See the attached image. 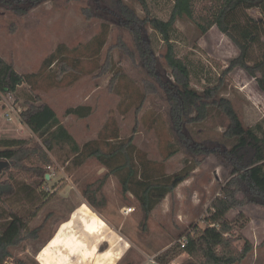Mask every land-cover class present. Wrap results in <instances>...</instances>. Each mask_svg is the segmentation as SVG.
I'll list each match as a JSON object with an SVG mask.
<instances>
[{"label": "rangeland", "instance_id": "rangeland-1", "mask_svg": "<svg viewBox=\"0 0 264 264\" xmlns=\"http://www.w3.org/2000/svg\"><path fill=\"white\" fill-rule=\"evenodd\" d=\"M127 1L144 15L136 0ZM172 6L173 0H150L153 14L163 19L169 18ZM89 7L93 10L91 18L84 13V9ZM107 16L88 0H48L25 15L0 6V56L13 63L21 73H39L33 80L32 88L23 86L17 95L4 96L0 101V141L33 136L20 117L32 92L41 95L42 100L54 108L80 145L93 142L108 152L129 138L136 129L134 147L129 151L138 170V178L149 179L147 176L159 177L184 168L191 169L194 157L179 149L164 95L161 92L150 95L140 114H136L135 109L143 93L141 81L147 72L140 60L130 55L135 48L132 33L107 19ZM227 18L236 37L242 42H249L247 60L251 64L259 63L264 56V24L261 23L263 15L259 7L240 5ZM152 32L154 46L162 60L165 43L159 33ZM173 41L177 55L191 68L192 86L198 90L218 83L222 71L240 53L238 45L217 26L203 34L188 18L176 23ZM60 45L67 47L65 59L61 61L68 62L74 69L62 80L57 78L60 62L50 70L41 69L39 72L47 56ZM110 49L113 70L101 72L100 67ZM116 71H121L123 75L115 91H112L110 79ZM259 76L263 79L264 71H260ZM226 84L223 95L232 100L245 124L252 126L262 122L264 125V88L261 81L238 67L229 73ZM79 105L90 106L91 114L80 118L66 113L68 108ZM224 121L213 111L208 121L191 125L188 131L198 141L231 146L232 141L223 136ZM66 154V149L55 151V163L50 167L51 174H47L50 176L48 183L38 188L37 200H29L20 189L15 197L0 205V223L9 218L11 210L21 216H30L35 211L30 228L39 229L36 238L27 239L21 246L12 248V257L5 264H15V259L35 258L38 249L68 218L74 203L90 183L99 188L98 196L101 199L103 196L106 207L120 212L123 219L127 216L122 212L124 206L136 207L133 215L126 217L128 222L135 224L133 239L143 251V245L148 243L151 252H154L152 255H155L196 225L206 226L205 218L209 215L210 205L220 194L232 170V166L219 155L206 157L188 179L153 209L146 222L134 192L125 193L121 175L111 172L112 167L123 162L122 155L120 161L110 162L111 165L91 157L80 166L72 162L64 166L62 159ZM20 181L25 182V179L20 178ZM65 188L68 189L63 192ZM132 188L138 191L139 186L133 184ZM238 197L242 199L243 194ZM240 212L246 215L245 220L240 222L247 224L242 232L254 244L253 252L242 264H264V206L246 203L232 209L227 218L231 220ZM107 215L113 218L112 214ZM138 248L126 258L135 263L139 261ZM182 256L184 261L188 255Z\"/></svg>", "mask_w": 264, "mask_h": 264}, {"label": "trees", "instance_id": "trees-1", "mask_svg": "<svg viewBox=\"0 0 264 264\" xmlns=\"http://www.w3.org/2000/svg\"><path fill=\"white\" fill-rule=\"evenodd\" d=\"M46 1L48 0H0V6L18 15H25ZM88 1L106 12L107 19L129 30L133 35L135 48L130 55L135 60L139 59L147 72V76L141 81L143 93L135 109L136 114H140L150 95L161 92L166 100L171 129L179 149L194 157V166L171 175L138 178V170L129 151V148L134 147L136 129L129 138L108 152L93 142L80 145L62 123L54 108L44 102L41 95L30 92L20 117L31 129L33 136L0 141V160L10 163L0 175V205L8 198L15 197L20 189L29 200H37L38 188L48 183L47 174H51L50 167L55 163L54 154L57 149L67 150L65 159H62L64 166L70 162L80 166L91 157L98 158L105 165H111L112 162L120 161L122 155L123 162L112 167L111 172L121 175L125 193L134 192L147 222L153 209L163 202L168 194L188 179L190 173L200 166L206 157L216 154L232 166V170L220 194L210 205L209 215L205 218L206 226L196 225L187 231L169 247L155 254L154 261L158 264H172L183 254H187V258L180 264H242L254 250V244L242 232L247 224L240 221L245 220L246 215L240 212L229 220L227 214L246 203L264 206V125L258 122L247 126L232 100L224 96L223 91L227 86V76L238 67L244 68L261 81L264 88V78L259 76V72L264 71V56L257 64H251L247 60L249 42H242L236 37L230 29L227 17L240 5L258 6L263 15L261 23L264 24V0H173L168 19L153 14L150 0H136L144 15L127 0ZM84 13L88 18L93 16L91 7L84 9ZM184 18L192 20L203 34L217 26L240 49L239 55L222 71L219 82L203 90L192 86L191 68L177 55L173 41L175 25ZM152 30L159 33L165 43L162 60L154 46ZM66 51V46H58L44 60L39 72L41 69L50 70L55 63L60 62L57 78H65L74 70L68 62L61 61L65 59ZM111 51L110 49L106 61L100 67L101 72L113 70ZM129 51L126 50L127 53ZM37 75L38 71L28 74L19 72L13 63L0 56V101L4 96L17 95L23 86L32 88ZM122 75L121 71L113 74L109 85L112 91H115ZM213 111L225 119L223 136L232 141L231 146L222 147L219 144L198 141L189 133V126L205 123ZM91 112L90 106L79 105L68 108L66 113L86 118ZM20 178H24L25 182L20 181ZM133 184L139 186L138 191L132 188ZM57 191L58 189L54 192ZM98 191L99 188L91 183L82 191L83 197L95 209L102 207ZM240 193L243 194L242 199L238 197ZM1 215L0 213V218ZM35 215V211L30 216H21L11 210L9 218L0 223V264H5L8 258L12 257V248L38 236L39 229L30 228V222ZM183 238L184 240H181ZM14 262L40 264L35 258L15 259ZM119 264L135 263L131 258H126Z\"/></svg>", "mask_w": 264, "mask_h": 264}, {"label": "crops", "instance_id": "crops-1", "mask_svg": "<svg viewBox=\"0 0 264 264\" xmlns=\"http://www.w3.org/2000/svg\"><path fill=\"white\" fill-rule=\"evenodd\" d=\"M101 201L102 207L95 209L82 195L79 196L68 218L60 223L54 234L38 249L36 260L40 264H119L128 254L133 253L138 248L132 235L135 224L128 222L126 217L132 216L136 210L123 219L120 212L106 207L103 196ZM108 213L113 218L110 219ZM143 246L145 250L138 248L140 253H137L141 259L134 263L158 264L154 261L155 255H152L154 252H151L148 243ZM183 257L172 264H180Z\"/></svg>", "mask_w": 264, "mask_h": 264}, {"label": "water", "instance_id": "water-1", "mask_svg": "<svg viewBox=\"0 0 264 264\" xmlns=\"http://www.w3.org/2000/svg\"><path fill=\"white\" fill-rule=\"evenodd\" d=\"M9 164H10L9 161L7 160H0V175L2 174L3 170L9 166ZM49 177L50 176L47 175V178Z\"/></svg>", "mask_w": 264, "mask_h": 264}, {"label": "built area", "instance_id": "built-area-1", "mask_svg": "<svg viewBox=\"0 0 264 264\" xmlns=\"http://www.w3.org/2000/svg\"><path fill=\"white\" fill-rule=\"evenodd\" d=\"M134 210H135V208L132 207V206L125 207V208H124V213H125L126 215H128V214L132 213Z\"/></svg>", "mask_w": 264, "mask_h": 264}]
</instances>
